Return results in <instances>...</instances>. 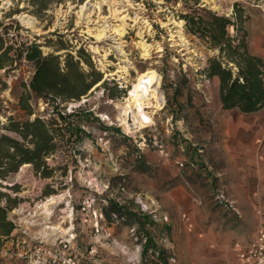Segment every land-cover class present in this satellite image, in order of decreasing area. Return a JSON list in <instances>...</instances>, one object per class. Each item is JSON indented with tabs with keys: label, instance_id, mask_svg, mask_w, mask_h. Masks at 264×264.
<instances>
[{
	"label": "rangeland",
	"instance_id": "rangeland-1",
	"mask_svg": "<svg viewBox=\"0 0 264 264\" xmlns=\"http://www.w3.org/2000/svg\"><path fill=\"white\" fill-rule=\"evenodd\" d=\"M200 2L228 17H233L235 8L243 11L248 16L244 27L249 50L264 60V0ZM192 3L0 0V29L9 25L10 38L35 42L45 55L69 52L77 58L78 50L84 49L103 75L80 100L61 106L67 116L79 112L67 121L58 118L53 106L42 99H30L32 117L40 115L47 121L57 117L62 129L66 122H80L85 133L80 140H67V132L57 142L55 152L46 157L50 177H43L27 163L0 179V192L4 193L0 205L15 225L10 236L0 238V264H158L157 260L233 264L236 244L245 246L252 240L263 199L255 193L235 199L221 188L230 184V176L219 175L211 146L200 139L203 123L207 128L215 126L203 116L208 97H220V88L216 78L208 79L202 72L217 51L188 35L179 16ZM103 24L108 31L98 38ZM231 33H235L233 28ZM81 65L85 72L90 71L83 60ZM147 70L160 75L159 91L165 102L158 110L147 109L153 123L127 131L118 117L120 108L138 75ZM32 74V66L23 60L9 73L0 68V135L20 139L6 126L10 117L24 118L18 99L22 84ZM184 97H204L206 103L181 102ZM234 110H224L228 116L221 121L229 122ZM218 122L217 135L224 131ZM187 131L193 136L190 142L183 136ZM217 190L235 201L239 214L215 202ZM59 195L64 199L51 205L47 218L41 205ZM139 197L168 215V222H156L144 214L137 203ZM46 226H58L68 233L54 230L49 234ZM146 227L155 233L151 235ZM203 234L206 239L200 245Z\"/></svg>",
	"mask_w": 264,
	"mask_h": 264
},
{
	"label": "trees",
	"instance_id": "trees-1",
	"mask_svg": "<svg viewBox=\"0 0 264 264\" xmlns=\"http://www.w3.org/2000/svg\"><path fill=\"white\" fill-rule=\"evenodd\" d=\"M185 8L179 16L185 22L186 33L217 51L208 59L202 72L206 78L218 80L222 109L254 113L264 108V60L249 50L248 32L244 27L248 16L245 17L238 8H235L233 17L220 15L202 6L200 0H193ZM1 28L0 68L9 73L18 61L23 60L32 66L33 74L28 83L22 84L23 93L18 99L24 118L10 117L6 126L20 139L0 135V179H6L27 163L43 177H50L46 157L55 152L57 142L63 140L67 132V140H80L85 133L80 122H66L65 129L58 125L57 117L67 121L79 114L75 111L67 116L61 106L80 100L102 81L103 75L93 67L84 49L78 50L77 58L69 52L45 55L35 42H16L14 36L10 38L9 25ZM81 60L90 67L89 72L82 69ZM110 98L115 97L112 94ZM30 99L35 102L42 99L45 104L52 105L57 117L50 121L40 115L32 117L35 112ZM3 194L0 192V197ZM7 206L12 208V204ZM14 229L15 225L7 219L6 208L0 205V238L10 236ZM162 264L167 262L162 261Z\"/></svg>",
	"mask_w": 264,
	"mask_h": 264
},
{
	"label": "crops",
	"instance_id": "crops-1",
	"mask_svg": "<svg viewBox=\"0 0 264 264\" xmlns=\"http://www.w3.org/2000/svg\"><path fill=\"white\" fill-rule=\"evenodd\" d=\"M189 100H191V103L200 100L201 103H206L204 97H191L190 99L184 97L180 101L189 102ZM208 103L209 105H207L203 117L212 119L214 121H211L212 125L214 124L215 126L207 128L206 124L203 123L204 126L199 127V131H201L200 139L206 141L211 146L212 162L217 167H220L217 170L219 175L228 174L230 176V184H222L221 188L226 190L235 199L254 196L255 193L264 202V108L252 114H244L239 110L231 111L232 113L235 112V115L231 116L229 122L224 121V125L220 118L228 116L223 114H228V112H224L222 109L221 98L208 97ZM217 122L223 124L220 127L224 130H221L222 133L219 132L218 135L216 133V129H218ZM187 132L183 136L190 142L193 136L191 131ZM183 146L180 145L179 147L183 149ZM203 164L207 168L208 163L205 162ZM257 181L258 184L256 186L255 183ZM258 213H261L259 226L264 221V205L258 208ZM145 229L151 235L155 233L151 227H146ZM256 233L257 231L251 238L252 240L256 237ZM199 239V244L203 245L201 240L206 239L205 234L199 237ZM234 251L236 259L233 264H241L238 249L236 248Z\"/></svg>",
	"mask_w": 264,
	"mask_h": 264
},
{
	"label": "bare ground",
	"instance_id": "bare-ground-1",
	"mask_svg": "<svg viewBox=\"0 0 264 264\" xmlns=\"http://www.w3.org/2000/svg\"><path fill=\"white\" fill-rule=\"evenodd\" d=\"M89 3L90 2L87 1L86 5H88ZM84 7L85 6H82V9ZM100 27L101 28L99 29V34H97L98 38L105 36V32L108 31V25L103 24L100 25ZM142 45L144 50L148 51L147 46H145L144 44ZM159 76L157 75L155 70L144 71L138 75L136 82L129 90V95L125 98V102H123V105L120 108V116H118L120 117L119 120L121 121V125H123L127 131H138L153 123L152 117L150 116L147 109L158 110L165 102L164 97L162 96V94H160L159 91ZM63 199L64 198L62 197V195L52 196L41 205V208L44 210L47 218L51 214V205L56 204ZM46 228V230H51L49 234H54V230H57L58 233H61L62 235L68 233L67 230L60 229V227L58 226H46Z\"/></svg>",
	"mask_w": 264,
	"mask_h": 264
},
{
	"label": "built area",
	"instance_id": "built-area-1",
	"mask_svg": "<svg viewBox=\"0 0 264 264\" xmlns=\"http://www.w3.org/2000/svg\"><path fill=\"white\" fill-rule=\"evenodd\" d=\"M161 151H164V145L159 144ZM202 152V150H200ZM183 166V164H180ZM214 200L216 203L221 205L224 209L236 212L239 214V209L237 208L235 201L231 199L224 191L217 190L214 193ZM137 203L144 214L149 215L156 222H168V215L160 213L158 209L153 208L152 205L145 202L142 198L137 199ZM75 234H72L70 238H74ZM238 249V256L241 264H264V221H262L257 229L256 237L249 241L245 246L236 244ZM158 257L159 254L156 253ZM175 261V259H172ZM71 261V259H70ZM69 261V262H70ZM158 264H162V261L157 260ZM72 264H75L72 262Z\"/></svg>",
	"mask_w": 264,
	"mask_h": 264
}]
</instances>
